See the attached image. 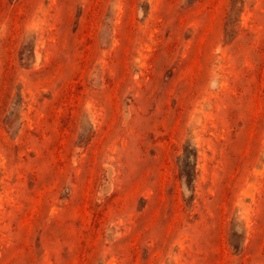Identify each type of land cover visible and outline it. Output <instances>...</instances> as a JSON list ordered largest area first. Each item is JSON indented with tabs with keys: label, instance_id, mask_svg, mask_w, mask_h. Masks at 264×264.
Segmentation results:
<instances>
[{
	"label": "rangeland",
	"instance_id": "rangeland-1",
	"mask_svg": "<svg viewBox=\"0 0 264 264\" xmlns=\"http://www.w3.org/2000/svg\"><path fill=\"white\" fill-rule=\"evenodd\" d=\"M0 264H264V0H0Z\"/></svg>",
	"mask_w": 264,
	"mask_h": 264
}]
</instances>
